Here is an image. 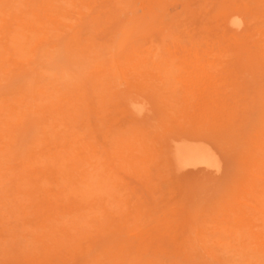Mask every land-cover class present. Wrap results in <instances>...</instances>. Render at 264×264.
I'll return each mask as SVG.
<instances>
[{
	"label": "rangeland",
	"instance_id": "1",
	"mask_svg": "<svg viewBox=\"0 0 264 264\" xmlns=\"http://www.w3.org/2000/svg\"><path fill=\"white\" fill-rule=\"evenodd\" d=\"M212 1L151 8L130 0L124 10L119 0H59L61 9L48 0L13 2L23 22L36 13L51 36L28 56L0 47L7 69L0 73V264H264V164H256L255 139L264 126V15L240 28L251 35L233 39L232 0ZM1 4L0 24L14 29ZM16 33L4 37L18 47L26 39ZM136 55L142 66L130 59ZM56 84L62 91L50 100ZM16 99L27 103L22 110L45 111L17 116ZM71 114L92 128L81 142L96 155L95 193L82 194L89 187L80 177L64 182L58 157L25 164L27 152L63 148L58 136ZM43 130L56 139L37 146ZM176 131L197 134L186 141L215 150L219 167L167 170ZM232 198L243 201L240 211L220 209Z\"/></svg>",
	"mask_w": 264,
	"mask_h": 264
},
{
	"label": "bare ground",
	"instance_id": "2",
	"mask_svg": "<svg viewBox=\"0 0 264 264\" xmlns=\"http://www.w3.org/2000/svg\"><path fill=\"white\" fill-rule=\"evenodd\" d=\"M14 1L15 0L7 2L5 0H0V3L2 2L1 5H4V8L5 7L7 8V10H1V12H3V14H4L3 17L4 16L7 17V15H10L11 19L15 21V28L14 29H17V33L14 34V37L17 38L18 42H22L24 38L26 39V42H22L18 47H15L13 44H11V42L9 44L8 43L10 41L9 37L8 36L4 37V34L9 33L10 30L14 31V29H11L10 25L8 23H4L2 25L0 24V47L4 43L5 45L8 46V49L9 50L12 49L13 53H15L16 55H20V52H21L23 55L28 56V54H30V52H31V50L29 51V47L32 50L38 49L37 47H32V44L35 41H37L38 44H41L43 40L46 41L51 36V35H49L50 31L47 28V25L41 21V19L37 16L36 13L34 14L36 19H34L32 22H23L22 19L19 18L20 15L15 14L11 11L10 7H12V4ZM58 1L59 0H48V2H50V5H52V7H55L57 9L63 8L62 6H60ZM119 1H123L120 3L122 5L121 6L122 8L120 7L122 10H124V7H126L127 5L129 6L130 0H119ZM173 1L181 2L183 4H186V3L189 4V2H193L196 0H173ZM217 1H218L219 5H221V3H222L221 0H217ZM217 1L215 2V4H217ZM125 2H127V4ZM148 2L152 3L150 5V7L154 8L153 5H155L156 3H160V2L162 3L163 0H148ZM212 2L213 1L211 0V3ZM230 4L232 5V7H231L232 12L230 11V14H227L228 18H226V19H228L229 22H231L232 26H235L236 28H238V30L237 29L236 30H237V32H239L231 38L240 39L244 35L247 36V34L249 32H250L249 35H251V30L247 29V27H244V28H246V30H244L245 33L243 32L244 28L242 30L240 28L243 27V25L248 24V21L250 22V20L252 18H258V19L260 18L261 21H263L262 16L264 14H260L261 13L260 9L261 8H262L261 10L264 9V1L263 0H250V2L248 3L245 1L232 0V2ZM240 12L241 13L244 12L246 14H239ZM224 14H225V12H224ZM62 16H66L67 20L72 19V21H73V17L68 16V14L62 15ZM17 21H18V24H16ZM68 26L70 27L69 30L77 33V31L75 30L77 28H76V25L74 24V22H70V24H68ZM55 30H56V34L59 35V32L61 31V29L57 25H55ZM125 31H127V30H125ZM63 35H64V33H63ZM125 35H128L129 37L131 36L127 33ZM62 42L63 41L58 42L59 46L62 44ZM58 44L57 45L55 44L56 47L52 46V47H54L53 54L57 51L56 48H57ZM85 47H86V45H85ZM88 47H90V51L88 49V51H89L88 53L91 54L92 53V46L89 45ZM42 49L45 50V48H42ZM42 49L39 48L38 50L43 51ZM2 52H4V51L2 49H0V57L2 59H5L6 57L3 55ZM91 55H93V57L97 58V56L95 54H91ZM1 58H0V73H2V76H5L7 69L5 68V66L3 64L4 61L1 62ZM130 59L134 60L135 65L142 66V64H143L142 61H140L138 59L137 55L133 56ZM151 62H152V64H155L154 60ZM121 64L122 63L120 62V60H117V59L114 60V64H113L114 74H115V72L118 75H120L122 73L121 71H119V69H120L119 65H121ZM55 86H57V87H53V88L55 90H58L59 93L57 95H54V94H51V96L47 95L48 99H50V100H52L53 98H56V100H57L58 99L57 97L60 95V93L62 91V87L60 85L56 84ZM43 88H45L44 85L37 86L34 88V92H36V91L42 92ZM18 100L19 99H16V102ZM14 101H15V99H14ZM132 101L130 102L131 110L133 111V113H138L139 102H136V101L132 102ZM18 105H19V111L16 114L17 116H19L25 112H26L25 115H27V113H37L39 111H45V109H42V110L36 109V110L32 111L31 106L27 107L28 112L25 110H22L21 106L22 107L27 106V103L24 102L23 100H19ZM53 105H55V103H53ZM9 115L14 116L12 111L9 113ZM70 118H72V119H70L71 126H66L65 131L63 132V135L58 136L61 139L60 142L64 145L63 148L62 149L61 148L55 149L53 151L51 150V152H52L51 155L47 154L46 151L41 153V154L39 153V155L36 154V152H37L36 150L32 151L31 153L27 152L26 153L27 161L25 162V164L27 166L31 167V166H33V164L36 165L37 163L42 162V163H44V165L48 166L50 161L46 160L47 157L48 158L58 157V159H59L58 162H60V163H59V165H57V167L60 170V172L62 173V178L64 179V182L67 181L69 178L76 179V180L80 181L79 180V177H80L84 181V183H86L87 186L89 187V188L83 190L82 194L87 195V193H91V192L95 193L96 190L98 189L96 187L95 182H96V178L98 180L97 176L99 175V169H96V168H98V166L96 165V163H97L96 155L94 154L95 152L91 150V148H88L84 143L81 142V140L83 141V139H84L81 132L85 133L84 135H90L91 136L92 128L90 125L84 124V123L78 121L72 114H71ZM17 121L20 122L21 118L18 119ZM260 123L264 124V117L261 119ZM52 124L56 125L54 122ZM60 126H61V124H60ZM64 126H65V123L63 124V127ZM79 127L81 129H79ZM261 128L262 129H259L256 131V135H255V139L257 142L256 164L263 165L264 164V126H262ZM53 131L61 132L60 129H57V128H53ZM42 133H43V137L41 140L38 139L39 144H37V146L44 143L49 138L50 139H56L55 135H53L52 133L49 135L47 130H43ZM193 135H197V134H194V133H191L188 131H180V132L176 131V133L170 138V144H168L169 145L168 147L171 148V160H168V162L165 163L167 170L172 171L173 168L176 169V168H179L181 166L188 165V164H192L194 166L204 165L210 171H215L213 169H216L219 167L220 162L217 159L218 158L217 152H215V150L213 151L212 149H210L208 146L205 145V143H201V142L200 143H190L189 141H186V139H193L194 138ZM198 136H195V137H198ZM45 138H46V140H45ZM162 149H163V147H162ZM160 151L163 153H166L164 151V149L160 150ZM11 157H13V156L11 155ZM253 168H255V167H253ZM73 171H75V172H73ZM96 171H97V174H96ZM249 178H251V176L248 177L247 179H245L244 182L250 185V182L252 181V179H250V181H249L248 180ZM83 181H81V182L83 183ZM245 189L247 190V192L250 191L248 188H245ZM71 190L78 192L77 189H71ZM243 196H244V200L247 202L254 201L253 199H250L249 196H247L246 192L243 193ZM255 201H256V199H255ZM242 203H243V201H236V198H234V199L232 198L231 200L227 199L224 202L222 201V203L220 202V204H218V206L220 207V209H224V210L226 209L228 211L230 209H229V207L227 209V205H229L231 207L232 211L237 212V211L241 210ZM257 205H258V202H257ZM258 210L260 213L264 209L260 207V208H258Z\"/></svg>",
	"mask_w": 264,
	"mask_h": 264
}]
</instances>
